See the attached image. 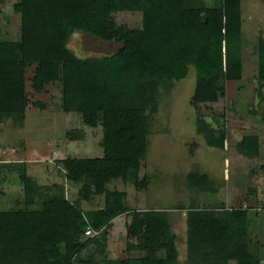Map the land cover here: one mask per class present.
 <instances>
[{
	"label": "trees",
	"instance_id": "1",
	"mask_svg": "<svg viewBox=\"0 0 264 264\" xmlns=\"http://www.w3.org/2000/svg\"><path fill=\"white\" fill-rule=\"evenodd\" d=\"M214 1L213 6H206L204 0H18L13 4L20 16V37L0 40V118L25 116L30 103L25 75L33 64V91L61 82L62 111L78 113L86 126L101 128L102 156L59 159L60 169L68 182L80 183L82 200L101 193L105 200L99 209L82 210L78 201L66 198L63 186L39 185L27 174L24 162L12 163L20 171L24 207L0 210V264H72L74 256L94 242L83 239L85 228L98 232L130 213L125 194L105 187L120 179L137 190L147 188L148 177L139 178L147 151L146 110H156L158 88L168 85L174 61L195 63V103L218 102L225 96V82L242 78L241 0ZM133 10L142 13L140 27L117 24L111 17ZM97 17L102 19L101 39L120 47L110 56L78 58L68 48L69 38L75 31L97 35ZM257 55L264 108V38L258 40ZM201 123L207 144L222 148L223 135L215 137L206 122ZM66 136L69 141H82L85 131L69 130ZM237 150L257 156L258 137L244 135ZM187 180L192 188L214 190L207 174L192 171ZM248 216L242 207L189 210L187 244L192 255L208 264H262L249 237ZM127 236L135 240L127 242V250L144 255L105 264H176L175 235L166 211H132Z\"/></svg>",
	"mask_w": 264,
	"mask_h": 264
},
{
	"label": "rangeland",
	"instance_id": "2",
	"mask_svg": "<svg viewBox=\"0 0 264 264\" xmlns=\"http://www.w3.org/2000/svg\"><path fill=\"white\" fill-rule=\"evenodd\" d=\"M18 0L0 5V40L17 41L20 16L13 10ZM213 6L214 0H204ZM117 24L140 27V10L111 13ZM243 75L238 81L225 82V96L216 103H195L196 70L193 61H174L171 79L160 86L156 110L147 108V151L139 178L148 177L146 189L132 183L111 180L106 189L125 194V213L93 238L77 253L72 264H105L144 255L127 250V236L132 211L164 210L175 235L176 264H208L192 255L187 244V213L193 208H246L249 213V237L264 264V108L259 98L257 44L264 38V2L241 0ZM101 17L95 20L97 35L75 31L68 48L81 59L110 56L119 49L113 41L101 39ZM34 64L26 70V91L30 103L23 119L0 118V210L23 208V184L20 171L12 163L28 161L26 171L39 185L63 186L70 201H78L82 210L103 207L105 194L82 200L80 183H70L60 169L59 159L102 156L100 127L86 126L78 113H64L61 82L49 83L40 92L31 89ZM43 104L42 106L36 104ZM203 120L213 135L224 137L222 148L209 146L203 135ZM85 131L82 141H69L66 132ZM244 135L258 137V155L247 157L237 150ZM12 166H9V165ZM22 168V167H21ZM197 171L214 181V190L190 187L187 176ZM89 262V263H86ZM229 264H235L230 261Z\"/></svg>",
	"mask_w": 264,
	"mask_h": 264
},
{
	"label": "built area",
	"instance_id": "3",
	"mask_svg": "<svg viewBox=\"0 0 264 264\" xmlns=\"http://www.w3.org/2000/svg\"><path fill=\"white\" fill-rule=\"evenodd\" d=\"M97 234H98V232L93 231V230L90 229L89 227H87V228L84 229V236H85V237H87V236H91V237H93V236H95V235H97Z\"/></svg>",
	"mask_w": 264,
	"mask_h": 264
},
{
	"label": "crops",
	"instance_id": "4",
	"mask_svg": "<svg viewBox=\"0 0 264 264\" xmlns=\"http://www.w3.org/2000/svg\"><path fill=\"white\" fill-rule=\"evenodd\" d=\"M22 162H24L26 164V167H27V163H29V162L25 160V161H20L18 163H22Z\"/></svg>",
	"mask_w": 264,
	"mask_h": 264
}]
</instances>
